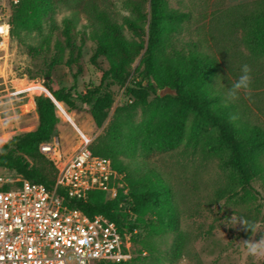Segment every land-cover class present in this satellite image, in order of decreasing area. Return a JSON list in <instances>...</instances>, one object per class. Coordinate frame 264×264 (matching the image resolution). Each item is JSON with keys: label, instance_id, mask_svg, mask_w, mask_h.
I'll return each instance as SVG.
<instances>
[{"label": "rangeland", "instance_id": "374dc122", "mask_svg": "<svg viewBox=\"0 0 264 264\" xmlns=\"http://www.w3.org/2000/svg\"><path fill=\"white\" fill-rule=\"evenodd\" d=\"M150 0H64L55 3L53 13L41 17L40 28L20 31V38L11 37L8 49L0 47V146L8 134H22L34 129L37 113L31 105L36 95H46L43 86L45 73L49 71V84L53 89L66 88L79 93L95 87L100 82L102 69L108 67L100 56L97 66L90 62L96 43L90 38L93 28L101 25L102 19L115 24L123 39L131 46L132 61L130 77H137L136 67L145 46V36L129 27L130 22L147 30ZM166 9L186 15L173 22L169 44L164 50L172 55L175 51H196L215 57L218 61L217 87L224 92L225 100L234 104L233 115L242 123L255 124L264 129V60L254 61L248 51L239 45L238 33L230 36L228 20L224 12L238 4L252 0H164ZM17 0H0V19L10 22ZM95 5L97 17L90 7ZM101 12V13H99ZM104 13V14H102ZM72 18V37L80 48V56L73 63L69 60V49L62 41L59 29L65 18ZM103 23V22H102ZM57 39L61 45H57ZM28 45L38 49L27 50ZM220 51L222 54L220 55ZM75 56V55H74ZM6 61V62H5ZM5 62V64H4ZM242 64L250 72L247 89L238 90L234 99H227L226 92L240 75ZM226 65L235 67L231 73ZM141 68V66H139ZM130 77L128 79H130ZM124 84L105 79L99 95L108 93L112 103L100 128H96L90 116V105L76 103L71 115L65 107L55 101L61 122L53 136L63 152H71L82 136L94 139L106 129L116 114L123 117L133 109V134L130 137L134 148L129 158L138 166L152 167L159 171L173 188L177 217L174 230H162L149 237L141 225L134 230L132 240L135 249H143L145 255L137 264H249L264 262V256L248 254L243 241L257 240L264 234V173H257L250 185L241 186L235 170L227 164L229 151L212 133V149L204 143L195 146L189 143V131L194 117L191 108L181 107L185 113L182 140L167 150H151L134 141V133L145 128L144 116L132 98L126 96ZM224 84L221 85L220 83ZM157 95L159 85L149 78ZM145 84V81L143 82ZM176 98V97H174ZM125 107L126 110H121ZM179 107L173 106V110ZM96 139V138H95ZM131 145V144H130ZM264 167V153L261 156ZM118 190L126 192L122 174ZM128 220H133L127 215ZM231 218V219H230ZM240 218L249 221L251 230L237 222Z\"/></svg>", "mask_w": 264, "mask_h": 264}, {"label": "trees", "instance_id": "16d2710c", "mask_svg": "<svg viewBox=\"0 0 264 264\" xmlns=\"http://www.w3.org/2000/svg\"><path fill=\"white\" fill-rule=\"evenodd\" d=\"M57 1L64 0H17L8 22L10 36L19 39L22 30H38L41 17L53 13ZM90 11H94L98 19L104 17L98 14L95 5L90 7ZM224 13L223 17L229 23L226 30H229L230 36L238 33L237 41L248 51L250 59L264 60V0L238 4ZM185 16L168 11L164 0H150L147 30L134 22L129 23L131 29L145 36V46L136 67L135 78L130 77L131 45L123 39L115 24L101 18L103 23L93 28L89 35L96 43L90 57L91 64L97 66L100 56L108 64L107 68L102 69L99 84L86 89L85 93L71 92L66 88L53 89L49 84L48 71L45 73L43 86L69 114L76 103L90 105V116L98 129L107 117V109L112 103L108 93L99 95L102 82L110 78L116 84H124L130 77L125 94L132 98L134 106L140 107L145 124L142 131L134 133V141L141 143L149 151L174 148L183 137L185 113L181 107L191 108L194 117L188 135L189 143L195 146L202 142L212 149L214 142L210 129L216 130L217 140L229 151L227 164L235 170L239 184L242 187L248 186L253 176L261 171L264 173L261 163L264 129L255 124L242 123L236 118L230 119L235 106L225 100L224 92L217 87L219 65L215 57L196 51H175L172 55L166 53L164 44H169V33L175 30L173 22L180 21ZM73 21L71 17L65 18L59 32L69 49V60L74 63L80 56V48L73 41ZM61 43L57 39L56 44ZM37 49L34 45L27 47L29 52ZM219 53L221 55L222 51ZM226 68L234 74V66L226 65ZM149 78L156 80L160 88L165 85L175 88L178 96L155 95L149 100V96L155 93V87L149 82ZM225 81L232 84L227 77ZM33 103L37 113L36 126L25 133H12L4 138L0 146V166L15 170L24 179L40 182L51 188L57 171L52 162L40 153L38 145L52 138L61 120L57 115L56 104L50 97L36 95L31 102L34 108ZM175 104L179 107L173 110ZM121 110L126 108L122 107ZM133 116V109L128 110L123 117L116 114L108 127L103 128L89 144L94 154L109 158L112 167L124 174L126 192L123 193L120 189L114 199H107L104 192L91 190L84 200L71 201V205L87 216L101 214L114 221L121 232L131 233V240L134 230L141 225L149 237L162 230H174L177 217L173 188L166 178L155 168L138 166L129 158L130 151L134 148V143L130 140L133 134ZM128 214L133 220L126 218ZM144 255L143 249L134 248L132 240L130 259L121 262L101 261L97 264H137V260Z\"/></svg>", "mask_w": 264, "mask_h": 264}, {"label": "built area", "instance_id": "2783aa9c", "mask_svg": "<svg viewBox=\"0 0 264 264\" xmlns=\"http://www.w3.org/2000/svg\"><path fill=\"white\" fill-rule=\"evenodd\" d=\"M9 40L10 25L0 19V47L7 51ZM91 140L82 136L71 152L61 151L54 137L38 145L57 171L51 188L0 166V264H97L130 259V232H121L101 214L90 217L71 205L73 200H84L91 190L114 199L121 185L122 175L109 158L90 150Z\"/></svg>", "mask_w": 264, "mask_h": 264}, {"label": "clouds", "instance_id": "9594fccd", "mask_svg": "<svg viewBox=\"0 0 264 264\" xmlns=\"http://www.w3.org/2000/svg\"><path fill=\"white\" fill-rule=\"evenodd\" d=\"M250 69L247 64H242L240 68V75L235 80L234 83H232L230 86H228L227 92H226V98L227 99H234L237 96L238 90L241 89H247L249 86V76ZM217 83V81H216ZM220 83V81H219ZM221 85H224L220 83ZM236 117L233 115L230 117V119H235ZM231 219V218H230ZM237 222H239L240 225L243 226L245 229L251 230V223L243 218H240L236 220L233 224L236 225ZM243 244L245 246V250L248 254L255 255V256H264V234H260L259 238L257 240H245L243 241Z\"/></svg>", "mask_w": 264, "mask_h": 264}, {"label": "water", "instance_id": "95a60500", "mask_svg": "<svg viewBox=\"0 0 264 264\" xmlns=\"http://www.w3.org/2000/svg\"><path fill=\"white\" fill-rule=\"evenodd\" d=\"M47 91H48V90H47ZM157 95H158V97H163V96H165V95H169V96H171V97H177V96H178L176 89L170 87L169 85H165V86H163L162 88H160V89L158 90ZM46 96L50 97L51 100L55 103V100H54V98L52 97V95L49 93V91H48V93L46 94ZM55 104H56V103H55Z\"/></svg>", "mask_w": 264, "mask_h": 264}]
</instances>
